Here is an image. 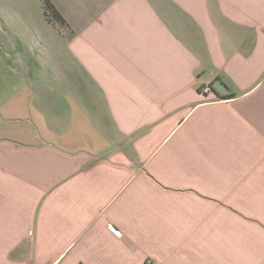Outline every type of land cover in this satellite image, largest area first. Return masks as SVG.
I'll use <instances>...</instances> for the list:
<instances>
[{
  "label": "crops",
  "instance_id": "1",
  "mask_svg": "<svg viewBox=\"0 0 264 264\" xmlns=\"http://www.w3.org/2000/svg\"><path fill=\"white\" fill-rule=\"evenodd\" d=\"M49 1L0 0V264H264V0Z\"/></svg>",
  "mask_w": 264,
  "mask_h": 264
},
{
  "label": "trees",
  "instance_id": "2",
  "mask_svg": "<svg viewBox=\"0 0 264 264\" xmlns=\"http://www.w3.org/2000/svg\"><path fill=\"white\" fill-rule=\"evenodd\" d=\"M45 5H46V9L48 11V16L52 17V18H56L58 17L56 15V13L53 10V5L51 4V2L49 0H44Z\"/></svg>",
  "mask_w": 264,
  "mask_h": 264
},
{
  "label": "built area",
  "instance_id": "3",
  "mask_svg": "<svg viewBox=\"0 0 264 264\" xmlns=\"http://www.w3.org/2000/svg\"><path fill=\"white\" fill-rule=\"evenodd\" d=\"M200 90L204 93H209L212 91V87L209 84H205Z\"/></svg>",
  "mask_w": 264,
  "mask_h": 264
},
{
  "label": "rangeland",
  "instance_id": "4",
  "mask_svg": "<svg viewBox=\"0 0 264 264\" xmlns=\"http://www.w3.org/2000/svg\"><path fill=\"white\" fill-rule=\"evenodd\" d=\"M2 63H3V62L0 60V64H2ZM0 66H1V65H0ZM2 75H5V73H2V72H1V73H0V77H1ZM146 263H147V264H153L152 261L149 260V259H147Z\"/></svg>",
  "mask_w": 264,
  "mask_h": 264
}]
</instances>
